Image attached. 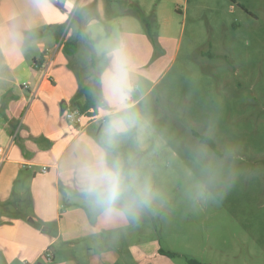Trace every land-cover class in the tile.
Returning <instances> with one entry per match:
<instances>
[{
  "label": "crops",
  "instance_id": "crops-1",
  "mask_svg": "<svg viewBox=\"0 0 264 264\" xmlns=\"http://www.w3.org/2000/svg\"><path fill=\"white\" fill-rule=\"evenodd\" d=\"M129 1L155 16L159 51L173 49L176 17L189 12L190 0ZM95 2L85 38L68 56L73 14ZM61 3L66 12L51 0H0V145L7 151L0 163V264H175L156 241L134 242L132 219L106 222L78 189L82 165L103 150L99 135L109 116L139 107L149 93L144 86L155 85L157 64L150 65L158 46L137 17L117 6L107 13L105 0ZM112 49L127 69L131 92L124 105L109 88ZM92 58L100 72L99 115L77 127L66 112L81 82H92Z\"/></svg>",
  "mask_w": 264,
  "mask_h": 264
},
{
  "label": "rangeland",
  "instance_id": "rangeland-1",
  "mask_svg": "<svg viewBox=\"0 0 264 264\" xmlns=\"http://www.w3.org/2000/svg\"><path fill=\"white\" fill-rule=\"evenodd\" d=\"M174 29L131 111L142 139L133 129L115 147L155 193L134 242L175 264H264V0H190Z\"/></svg>",
  "mask_w": 264,
  "mask_h": 264
},
{
  "label": "clouds",
  "instance_id": "clouds-1",
  "mask_svg": "<svg viewBox=\"0 0 264 264\" xmlns=\"http://www.w3.org/2000/svg\"><path fill=\"white\" fill-rule=\"evenodd\" d=\"M115 57L113 76L109 88L118 94L121 105L129 98L131 88L127 84V69L119 49H112ZM136 130L135 140L142 137L143 125L137 114L117 109L107 121L101 136L103 150L92 162L82 165L78 175L80 195L89 204L90 209L106 222L115 217L137 219L146 209L152 207L155 193L149 180L142 178L136 169L132 157L127 160L114 155L118 139Z\"/></svg>",
  "mask_w": 264,
  "mask_h": 264
},
{
  "label": "trees",
  "instance_id": "trees-1",
  "mask_svg": "<svg viewBox=\"0 0 264 264\" xmlns=\"http://www.w3.org/2000/svg\"><path fill=\"white\" fill-rule=\"evenodd\" d=\"M51 2L61 11H67L63 3L56 2V0H51ZM105 2L107 13H110L111 7L117 6L122 10V13L137 17L142 22L153 45L155 47L158 46V26L154 15L147 16L137 4H133L129 0H105ZM96 12L97 4L95 2L91 5L77 8L73 14L71 25L76 26V34L73 40L66 42L64 45V51L68 56H73L77 53L80 41L85 38V26L91 19H94ZM39 33L40 31L31 32L28 37H35ZM91 67L92 82L90 84L81 82L79 91L69 104V108L83 115L86 122L93 121L98 117L100 105V72L97 70L94 58H92ZM64 107L67 108V105L65 104ZM205 142L214 148V144L210 140L206 139ZM161 254L170 258L175 256L173 253L164 250H161Z\"/></svg>",
  "mask_w": 264,
  "mask_h": 264
},
{
  "label": "built area",
  "instance_id": "built-area-1",
  "mask_svg": "<svg viewBox=\"0 0 264 264\" xmlns=\"http://www.w3.org/2000/svg\"><path fill=\"white\" fill-rule=\"evenodd\" d=\"M56 2H61V0H56ZM27 86V84H25ZM66 118L69 120L73 125L77 127H83L86 123V119L83 115L79 114L77 111H72L69 106L67 108L66 112ZM7 160V151L6 149L0 145V163H3ZM48 171L47 168H44L42 170L43 173H46ZM47 259L51 260L50 254L47 255Z\"/></svg>",
  "mask_w": 264,
  "mask_h": 264
}]
</instances>
